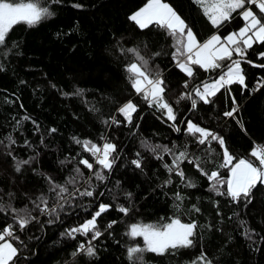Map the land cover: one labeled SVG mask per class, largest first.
I'll use <instances>...</instances> for the list:
<instances>
[{
    "label": "trees",
    "instance_id": "trees-1",
    "mask_svg": "<svg viewBox=\"0 0 264 264\" xmlns=\"http://www.w3.org/2000/svg\"><path fill=\"white\" fill-rule=\"evenodd\" d=\"M38 2L41 6L49 7L55 15L33 27L25 23L15 25L7 39L6 48L11 49L7 58L2 55L5 49L0 48V66L3 68L0 70V140H4L0 144V190L13 193L11 204L16 208L32 209L29 198L35 199L41 193L48 197L50 205L56 202L55 194L48 191V184L42 176L31 171H14L12 161L6 155L8 141L5 137L8 134L17 141L11 150L18 158L25 159L34 152L39 153L35 165L39 172L51 175L60 184L75 176V185L67 184L70 191L76 187H86L84 180L92 175L83 166L80 167L84 180L73 171L76 160H91L89 154L72 141L73 136L97 144L104 142L101 139L103 136L117 145L120 158L112 172L106 173V180L101 182L92 177L91 183L96 193L94 197L77 198L72 201V207L65 205L60 213L61 221L45 224L43 229L39 224H33L24 233H18L26 247L17 243L20 256L16 264H132L126 249L134 245L143 247V239L129 238L125 234L128 227L132 223L155 224L161 222L162 217L166 221L174 215H179L184 222L191 219L197 221L200 227L195 246L181 249L175 256L145 253L146 264H190L201 250L207 253L213 264H264V195L258 193L247 208L242 204L226 202L224 197L209 193L206 179L187 163L182 167L195 179L197 187L182 188L175 176L172 186L165 189L159 187L167 176L162 164L170 163L171 156L165 154L163 161L158 160L151 151L152 147L175 146L178 152L186 146L190 154L207 161L206 168L219 162L215 159L219 147L213 142L211 147L216 152L209 157L204 146L196 145L194 138L185 134V124L179 125L180 132L174 131L169 126L170 122H165L160 113L149 108L130 88L124 68L134 57L122 51V48L140 47L142 54H145L143 45L147 43L149 55L162 48L165 53L174 50L171 39L159 30L141 32L128 20V16L147 0H61L59 4H53L51 0ZM164 2L177 11L201 42L217 31L192 0ZM74 3L83 7L74 8ZM253 10L258 11L254 6ZM242 23L237 17L219 32L222 36L226 35L242 26ZM14 43L18 46L13 47ZM260 51H264V45H254L253 49L248 50L247 57L253 64H242L248 89L242 91L240 85L231 86V94L236 97L239 107L235 119L222 115L232 106L231 99L223 90L213 98V104L199 103L196 111H189V101L177 105L175 97L170 96V102L179 114L178 119H191L219 133L234 156L252 159L257 164L258 161L250 157V151L256 145H264V87L256 92L250 90L257 81L264 80V68L253 66L264 64V59L257 57ZM157 67L172 93L190 91L202 81L216 78L221 71L205 72L194 66V76L187 78L175 68L171 57L166 54L150 61L152 70ZM186 79L189 83L187 90L183 88ZM76 88L85 90L83 96L63 95L73 93ZM127 99H132L138 105L133 123L105 124L104 121L113 115L123 121L116 108ZM25 116L31 119L24 120ZM17 120L22 121L18 128ZM237 120L243 124V128ZM36 125H39L38 129ZM52 128L57 131L49 134ZM41 139L43 144L40 143ZM25 140L33 147H23ZM137 152L145 161L143 171L130 164ZM73 157L75 160L72 163L60 164V161L66 158L72 160ZM220 171L227 176V169ZM172 190L182 191L187 197L179 211L173 207ZM127 192L132 193L130 199L125 196ZM165 192L169 195H164ZM213 201H219V208L214 207ZM4 202H9L6 195ZM101 202L113 205L98 218L101 231L111 220L118 223L105 232L98 242H94L98 258L72 257L75 245L86 238L71 240L61 233L89 219L91 212ZM193 203L200 207V213L189 214L187 209ZM119 205L131 207L133 211L125 216L116 210ZM217 211L221 213L220 216L216 215ZM33 215L38 213L33 211ZM47 219L49 217H40L41 222ZM240 221L246 222L244 226ZM11 222L10 216L0 213V227ZM209 225L212 227L209 228ZM244 227L254 229V232H250L251 239L242 235Z\"/></svg>",
    "mask_w": 264,
    "mask_h": 264
},
{
    "label": "snow or ice",
    "instance_id": "snow-or-ice-1",
    "mask_svg": "<svg viewBox=\"0 0 264 264\" xmlns=\"http://www.w3.org/2000/svg\"><path fill=\"white\" fill-rule=\"evenodd\" d=\"M51 2L59 4L61 0H51ZM192 2L199 8L212 28L217 31L201 42L193 29L170 4L164 0H147L142 7L128 16V20L141 32L159 30L171 39V47L174 50L165 53L162 48L159 51L151 52L149 55L147 54V43L143 45L145 54H142L140 47L122 48V51L131 53L134 57L131 62L125 65L124 71L127 74L132 92L141 98L149 108L160 113L165 122H170L169 126L174 131L180 132L179 125L185 124V134L193 137L196 145L204 146L209 157L216 152V149L211 147L212 143L215 142L219 147V153L215 157L219 162L213 163L211 168L205 167L207 161L202 160L200 156L190 154L186 146L184 150L178 152L175 150V146L173 148H169L167 145L152 147L151 151L158 160L163 161L165 154L171 156L170 163L162 164L167 176L161 181L159 187L165 189L172 186L174 183L173 176L178 178L182 188L197 187L195 179L189 176L185 168L182 167L183 164L187 163L192 165L199 176L206 179L209 193L217 197H224L226 202L231 204H242L247 208L253 203L258 193L264 195V145H256L250 151V157L258 161V164L252 159L237 158L230 152L225 138L219 133L203 127L191 119H178L179 114L173 103L170 102V96L175 97V104L177 105L182 101H189V111H196L199 103L213 104V98L217 97V94L223 90L231 99L232 106L229 110L223 111L222 115L225 118H236L239 107L236 97L231 94V86L240 85L242 91L248 89L242 64H253V61L247 59L248 50L253 49L256 44L264 45V0H192ZM253 6L258 11H254ZM72 7L81 8L83 5L74 3ZM54 15V11L50 10L49 7L41 6L38 0H0V48L5 49L2 55L7 58L11 52V49H7L6 45L8 36L15 25L25 23L29 27H33ZM237 17L242 20V26L222 36L219 30ZM17 46L15 43L13 44V47ZM165 54L171 57L175 68L187 78L194 76V66H198L205 72L221 71L211 82L202 81L199 85L192 87L190 91L172 93L162 71L158 67L155 70L150 68L151 60ZM257 57L264 59V51L258 52ZM253 66L264 68V64ZM0 70H3L2 66H0ZM52 87L55 88L56 85L53 84ZM262 87H264V80H259L251 91H259ZM183 88L189 89L187 79L183 82ZM84 91L82 88H76L73 93H63V95L83 96ZM137 111L138 105L132 99H127L116 108V113L123 117V121L118 120L113 115L104 123L120 125L122 122H126L131 125L133 116ZM23 119L30 120L31 118L25 116ZM21 123L22 121L17 120L16 127L18 128ZM32 123L36 124L35 121ZM237 123L243 128V124L239 120ZM36 127L38 129L39 125ZM56 131L57 129L52 128L49 130V134ZM5 139L8 141L5 146L8 149L6 155L11 159L14 171L16 173L31 171L42 176L48 184V191L54 193L56 197L55 204L50 205L48 197L41 193L35 199L29 198L33 205L32 209L28 207L16 208L11 204L13 193L0 190V213L6 217L10 216L12 221L0 227V264H16L20 256V248L16 246L17 243L26 247L18 233H24L33 224H39L40 228L43 229L45 224L61 221L60 213L64 211L65 205L72 207V201L77 198L94 197L96 193L91 183L92 177L101 182L106 180V173L112 172L120 157L117 145L103 136L101 137L104 141L102 144L73 136L72 141L91 157V160L88 158L76 160L73 171L82 180L84 177L80 166H83L92 175L84 180L86 187L82 189L76 187L70 191L67 184L75 185V176L70 177L65 184L57 183L51 175L39 172L35 167L38 163V152H34L33 155L25 159H20L11 150L12 146L17 145L16 139L11 134H8ZM3 143L4 140H0V144ZM40 143H44L43 139ZM142 143L145 142L142 141ZM23 147L32 148L33 146L25 140ZM73 160L75 157L72 160L66 158L60 161V164L72 163ZM130 164L141 171L145 167V161L141 159L139 152L136 153V158L131 159ZM221 169L228 170L227 176L222 175ZM5 195L9 198L8 203L4 202ZM98 195L102 196L103 193ZM164 195L167 196L169 193L165 192ZM125 196L130 199L132 193L127 192ZM171 197L174 209L179 211L187 197L182 191L176 190L171 191ZM213 205L219 208V201H213ZM112 207L113 205L109 203H99L97 209L91 212L89 219L78 225L68 227L61 233L63 237L71 240H77L78 237L86 238L75 245L71 252L72 257H86L90 260L98 258V249L94 242H98L105 232L118 223L117 220H111L101 231L98 226V218H101ZM84 210L87 211L86 208ZM116 210L125 216L133 211L131 207L124 205L117 206ZM33 211L38 215H33ZM187 211L189 214L200 213L201 209L193 203ZM216 215L220 216L221 213L217 211ZM41 216L49 217V219L41 222ZM240 223L244 226L246 222L240 221ZM199 227L195 219L184 222L179 215H174L166 221L162 217L161 222L155 224L132 223L125 234L131 239L141 237L143 247L139 245L127 247V257L132 261V264H146L144 261L145 253H152L156 256H175L181 249H190L195 246ZM208 227L211 228L212 225ZM250 232H254V229L244 227L242 235L251 239ZM32 238L29 237V239ZM190 264H213V262L207 253L201 250L200 254Z\"/></svg>",
    "mask_w": 264,
    "mask_h": 264
},
{
    "label": "water",
    "instance_id": "water-1",
    "mask_svg": "<svg viewBox=\"0 0 264 264\" xmlns=\"http://www.w3.org/2000/svg\"><path fill=\"white\" fill-rule=\"evenodd\" d=\"M214 78H215V77H211V78H209V79H207V80H204V81L214 80Z\"/></svg>",
    "mask_w": 264,
    "mask_h": 264
},
{
    "label": "built area",
    "instance_id": "built-area-1",
    "mask_svg": "<svg viewBox=\"0 0 264 264\" xmlns=\"http://www.w3.org/2000/svg\"><path fill=\"white\" fill-rule=\"evenodd\" d=\"M255 85H256V83L253 85L252 89L255 87ZM252 89H251V90H252ZM251 90H250V91H251Z\"/></svg>",
    "mask_w": 264,
    "mask_h": 264
},
{
    "label": "rangeland",
    "instance_id": "rangeland-1",
    "mask_svg": "<svg viewBox=\"0 0 264 264\" xmlns=\"http://www.w3.org/2000/svg\"><path fill=\"white\" fill-rule=\"evenodd\" d=\"M209 82H211V81H209Z\"/></svg>",
    "mask_w": 264,
    "mask_h": 264
}]
</instances>
